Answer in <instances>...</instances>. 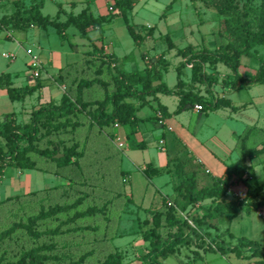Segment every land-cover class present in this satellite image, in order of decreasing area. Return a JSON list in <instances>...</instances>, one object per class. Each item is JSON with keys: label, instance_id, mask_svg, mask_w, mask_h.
<instances>
[{"label": "trees", "instance_id": "1", "mask_svg": "<svg viewBox=\"0 0 264 264\" xmlns=\"http://www.w3.org/2000/svg\"><path fill=\"white\" fill-rule=\"evenodd\" d=\"M113 1L115 15L123 19L126 30L134 41L141 40L140 30L151 33L148 27L129 24L126 18L127 12L132 10L137 0ZM228 1V17L224 19V24L232 38L226 40L224 37H215L218 46L214 50L186 47L177 50V55L187 58V62L192 64L191 82L194 84H210L212 78L203 71L204 66L208 64V67L213 68L222 64L235 77V81L230 82L233 90L243 86L264 85V56L258 59L253 77L242 78L238 74L241 58L249 57L256 47L264 45V0H260L258 10L252 13L253 17L245 10L248 4L239 10L233 0ZM43 2L44 0H30L28 17L14 23L17 29L15 31L25 32L31 27H51L58 37L65 39L67 28L74 27L81 38L89 39L90 31L99 30L113 17L96 18L81 12L77 16L68 15L66 21L61 22L59 15L55 19L43 16ZM218 9L223 10V7ZM18 14L16 12L14 18L17 19L20 16ZM84 56V61L73 63L59 73L58 82L64 85L67 92L64 91L57 103L50 102L33 108L25 123L17 122L13 115H7L0 124V179L6 167L21 171L52 168L55 175L65 179L60 186L0 201V225L3 222L8 225L0 233V245L10 241L14 244L12 253L18 254L16 260L0 261V264H133L126 262L123 254L112 243L115 237L121 236L117 234L122 218L120 214L129 212L130 205L134 203L131 195L124 190L126 173L120 169L121 153L111 143L113 137L107 128H114L115 124L134 128L138 122L144 121L137 113L147 103L146 98L155 99L156 94L178 96L180 101L175 113L192 103L211 111L231 104L224 98L207 101L198 94L168 89L161 81V70L167 68V62L162 58L140 72H124L114 65L113 56L104 53L102 48L93 47ZM107 75L113 84L112 89H109L110 85L105 80ZM177 78L179 79V71ZM237 81L243 85H235ZM180 84L184 86L178 82V87H181ZM0 89H5L10 100L16 102H22L31 92L28 87H13L8 73L0 75ZM95 89H100L102 97L91 101L88 94ZM136 101L142 104L136 105ZM89 107L96 108V111L89 113L90 121H72L75 116L88 111ZM156 112L161 113L162 118L166 115L162 106H157ZM154 118L158 123L157 116L152 119ZM78 128L80 129L76 132ZM251 131L252 128L236 138L238 161L227 166L223 176L213 179L210 186L198 188L195 174L190 173L182 178L170 201L163 198L158 209H140L150 216V219L138 218L135 221L141 239L148 242V248L142 255V264H163L161 260L178 246L188 244L189 236H185L183 229L190 230L197 237L200 246L213 249L212 244L206 242L205 234L195 231L187 220L179 219V213L186 211L189 206L209 201L214 205L212 210L194 218L195 221L191 219L195 228L207 225L211 220L224 215L223 210L229 208L230 205L225 202L217 201L229 189L232 191L235 184L243 183L246 188V212L251 207L264 208V198L261 197L264 183L252 186L248 176L243 177L244 173L252 170V165H247L246 162L264 153V145L260 149L248 146ZM75 132L78 136H83V141H73L69 145L63 134ZM142 146L131 145L132 149ZM165 169L148 165L142 173L146 178H155L163 174ZM24 202L37 206L38 211L28 215L26 222L8 224L6 210ZM168 202L171 203L170 206ZM239 213L235 209L229 218H234ZM44 223L57 225H50L49 229L46 227L47 229L42 230L41 224ZM16 233L25 234L36 243L35 247L18 251V243L14 238ZM238 242L239 246L248 251L246 256L256 257L258 264H264L263 246L245 239H239ZM228 251L237 252L238 256L241 254L235 246Z\"/></svg>", "mask_w": 264, "mask_h": 264}, {"label": "rangeland", "instance_id": "2", "mask_svg": "<svg viewBox=\"0 0 264 264\" xmlns=\"http://www.w3.org/2000/svg\"><path fill=\"white\" fill-rule=\"evenodd\" d=\"M86 5H89V8L92 10V12H95V14H98V9L103 8L105 11L107 9L106 3L103 0H84ZM143 1L140 3H137L135 5L134 10L137 12V14H133V17H130L129 20L132 23H142L146 24V26L153 27L150 34L145 33L144 37H149L150 35L152 37H171L172 41L177 45L178 48L185 47L189 44H192L194 41H197L196 39H200L201 37H224L226 40H230L232 36L229 31L227 30V26L224 24V19H226L228 16L227 8L228 0H139ZM137 0V2H139ZM57 3H60L59 0H51L46 1V5L42 10L43 16H46L50 19H55L53 16L56 13L57 9ZM260 0H233V4L236 5L239 10L243 8L244 5L248 4L246 7V11L249 13L250 17H253V12H256L258 10ZM171 4L169 7L168 5ZM223 7V10L221 11L218 9V7ZM30 7V0H0V75L3 73H14L18 72L19 74L27 73L23 66L22 58H24V53L19 52L17 54L16 60L13 58H6L5 56L9 53H14V46L13 42L10 40H13V38L16 37L22 38L19 34L14 23H17L20 19H27L28 17V8ZM70 12L69 10H67ZM79 10L73 11L74 14H76ZM18 12L20 15L17 19L14 18L15 13ZM112 23V28L107 31V29H104L103 26L99 29L101 31L98 32L99 34H102L103 31L104 37H112V40H117L119 37H122L124 40L122 44V48L125 51H133L131 48L134 45L133 40L128 35L127 31L124 29V27L121 26V23H118L121 21L119 18H114ZM44 29H39L33 33L35 37L32 38L34 41V38H36L37 41H39L40 46L36 45L35 41H28L27 45L32 47V50L35 53L46 51V52H53V51H59L63 54V59L71 56V50L77 49V46L72 47L71 44H73V38L69 34L65 37V39H61L58 37L55 33L48 34V32L43 31ZM67 38V39H66ZM8 39V40H6ZM216 39V38H215ZM66 40V41H65ZM69 40V41H68ZM166 45L165 41L162 40V42L159 43ZM26 46V45H25ZM41 48V49H40ZM66 53H68V56H66ZM172 53V52H171ZM6 54V55H5ZM140 53L137 49L134 50L132 57L133 60L130 62V64L135 66L133 68H141L142 60L139 58ZM264 56V45L258 46L253 51L252 55L249 57L245 56L243 57V63H248V65L252 62L256 63L258 62V59L260 57ZM11 62H10V61ZM72 61L74 59H71ZM167 61V60H165ZM168 62V61H167ZM252 65V64H251ZM223 70H227L225 66H222ZM127 68V66H126ZM129 68V67H128ZM210 70L215 71L217 66L215 67H208ZM131 70V69H130ZM139 70V69H138ZM222 70V71H223ZM43 71V70H42ZM173 71H169L165 79L168 82V84L175 81V75L172 73ZM243 72V73H242ZM110 73V71H109ZM213 76H215L217 73L213 72ZM42 74V72H41ZM238 74L242 78H251L249 73V66H244L242 68H239ZM20 76V75H19ZM20 78L25 79L23 76H20ZM41 78V77H40ZM232 79V78H231ZM229 79V82L231 81ZM235 77L231 82H234ZM29 81L24 83L29 84L31 87V92L26 96L24 100V105L30 107L31 103L37 102V97L39 95H44L47 92H50L51 90H56V87L52 82H46L44 83L43 87H36L35 84L37 82V79H33L32 77L28 79ZM105 80L109 83L110 87L109 89L113 88V84L110 83V77L109 75L105 76ZM223 81H227L226 77L218 72L217 76H215V79L212 84V88L215 90L214 97L221 93L223 84ZM228 82V83H229ZM107 83V84H108ZM235 85H243L239 81L236 82ZM207 85V83L205 84ZM231 85V83H229ZM13 86L18 87L22 86L17 81H14ZM108 86V85H107ZM188 89H195L193 86L187 87ZM62 92L66 91V89L62 88ZM200 91V90H199ZM237 93L230 94L227 96L226 99H230L233 102L230 104L229 107H224L227 109H219L216 114L211 112L207 115L206 112H202L199 116V120H197V116H185L184 119L189 122V129L192 131L194 129L195 123L199 126H203L204 132H202V141L206 144V147L208 149H211V151L214 152L215 156L217 158H220V160L227 162L228 164H232L235 160L238 158V152H235L233 148L230 147L233 145V142L235 144V139H230L229 137V130L225 126V123L229 125V129L231 128H247V130L251 131V135L248 139V146L250 148H258L264 145V85H251V86H243L236 89ZM67 92V91H66ZM201 92V91H200ZM217 94V95H216ZM89 100H95L100 99L102 97L100 89H95L91 91L89 94ZM215 97V98H216ZM217 99V98H216ZM219 99V98H218ZM225 99V98H224ZM132 101V100H130ZM164 102L171 101V98L167 97V100H163ZM242 103V104H239ZM136 105H141L142 102H135ZM146 104V103H145ZM165 104V103H164ZM169 105V104H168ZM241 105H243L241 107ZM145 109L140 112L139 117H141L144 121H151V117L148 115V113H151L152 110L149 106H143ZM149 107V108H148ZM22 109V104L17 102H11L7 92L5 90H0V114L11 115L13 112H19ZM96 111L95 107H89L88 111L82 112L80 115L75 116L72 121H82L83 123H87L89 120V113ZM153 112V111H152ZM207 115V116H206ZM2 116V115H1ZM15 116V115H14ZM211 118L213 119L212 122L207 120L204 122L205 118ZM226 117H229V121L226 120ZM1 118V117H0ZM17 118V117H16ZM25 116H21L22 122H24ZM2 120H0V123ZM210 125L212 126L213 131L208 130L207 127L204 125ZM151 124V123H150ZM217 124V126H216ZM263 127V128H262ZM87 129V126H85ZM206 128V129H205ZM80 128L76 130L79 131ZM108 132L112 133L114 132V129L112 127H108ZM237 129V130H238ZM195 130V129H194ZM235 130V129H233ZM86 131V130H85ZM118 131V130H117ZM236 131V130H235ZM244 131V133L246 132ZM71 133L67 134L64 133V139L73 143V141H78L81 143L83 141V136H78V133L76 134ZM196 134H198V131L195 130ZM215 133L216 137L213 138V140H216V143L212 144L210 141H207L204 137L206 134ZM243 134V133H242ZM159 135H155L154 139L156 140V147L153 149V147H150L147 149V152H142L141 154L135 155L136 162H139L141 160H146L147 157L149 159V162L151 164H158L155 161H152V156L161 158L167 155H170L169 152L163 153V151L158 147V137ZM167 136V135H166ZM198 136H201V134H198ZM56 139H59L58 136L55 137ZM162 139V138H160ZM232 140H234L232 142ZM220 141V142H219ZM223 144H222V143ZM2 143V141L0 142ZM136 145H139L136 143ZM224 145V146H223ZM168 147V144L166 145ZM235 146V145H234ZM164 147V145H163ZM169 148V147H168ZM184 148V147H183ZM232 150V151H231ZM169 151V149L167 150ZM143 158V159H142ZM190 159V157H188ZM194 163V167L196 166V169L198 171L197 175L198 178H205V179H211V175H207L206 170L204 167L196 160L191 158ZM124 169L128 171L129 173V179L130 183L127 185H124V190L132 189V197L134 199V202L141 201L145 194L149 192V190H155L154 186H147V180L145 177L139 172L144 170V168L139 167L136 168V165L129 159L124 157ZM191 161H188V163ZM192 162L190 165L193 164ZM148 164V163H147ZM161 168V167H157ZM245 175L243 177L247 178V173H244ZM213 176V175H212ZM208 179V180H209ZM62 183H64L63 178L56 176H53L49 173L39 172L35 170H25L20 171L17 173V170L11 167H8L0 179V200H5L6 198H13L17 196H21L22 194L35 192L39 190H43L44 188L52 187V186H60ZM240 186H235L233 190L228 194V196L223 200V203L226 202V204L230 205L229 208H226L223 210L224 215L221 218H224L225 216H228V218L220 220L219 223V229L218 230H226V232H229L230 234L227 235V238H223L226 243L231 242L232 245H235V247L238 248L240 256L237 255V252L228 251L224 257H221L220 255H217L216 250L212 249H206L205 246H201L200 248H196L192 244H182L178 246L166 259V264H178V255L182 257L183 253H189L191 255L196 256V260H191V262H194V264H206L205 261H208L207 264H248L250 260L256 259V257H250L246 256L248 254V251L246 248H242L239 246V242H237L240 239H245L246 241H253L256 242L258 245L264 247V208L262 209H256V208H250L249 212H246V200L245 198V192L246 188L243 185V183H239ZM249 184L254 186L255 181L249 180ZM169 188H165L164 191H167ZM128 191V190H127ZM235 195H238L236 197ZM261 197L264 198V190L261 193ZM159 198V194L157 193L155 196V199ZM148 199H144L145 201ZM207 203V202H206ZM155 205V203H152ZM211 208L210 210H207L206 208ZM212 207L214 205H211L210 202L207 204H204L202 206V209H204L205 213L212 210ZM235 209H238L240 214L233 219H229V215L235 211ZM198 210V209H195ZM8 211V221H6L8 224H12L14 222H21V221H27V217L30 214L36 213L38 211L37 206H32L29 204V202H24L19 204L18 206H13ZM196 215V214H195ZM197 216V217H196ZM190 216L193 221H195L194 218H198L199 216ZM232 218V217H231ZM128 219V218H127ZM220 218H218L219 220ZM214 221V220H213ZM195 223V222H194ZM216 223V222H214ZM126 224V222H125ZM124 224V225H125ZM56 226L57 224H41L40 229L45 230L46 227ZM205 227H211V224L208 223L207 225H204ZM201 226V227H204ZM8 225L1 223L0 225V233L4 232L5 229H7ZM206 235V233H205ZM226 235V234H225ZM15 240L18 244H16V249L18 251L21 250H29L33 247H35L36 243L32 241L31 239H28L25 234L23 233H16L15 234ZM123 241V240H121ZM120 240L118 242H121ZM116 243V242H115ZM225 243V244H226ZM12 242H5L4 244L0 245V261H14L18 258L17 253H12V250L14 249V244L12 245ZM224 244V245H225ZM227 246V245H225ZM240 248V249H239ZM195 250V252H193ZM242 251V252H241ZM205 253V254H203ZM203 254V257H202ZM65 259V258H64Z\"/></svg>", "mask_w": 264, "mask_h": 264}, {"label": "crops", "instance_id": "3", "mask_svg": "<svg viewBox=\"0 0 264 264\" xmlns=\"http://www.w3.org/2000/svg\"><path fill=\"white\" fill-rule=\"evenodd\" d=\"M46 1L47 0H44L43 2L41 13H42L43 8L46 5ZM48 1H51V0H48ZM59 1L60 3H57L58 7L53 17L56 18V16L59 15V21L61 22H65L68 15L77 16L81 12H86L87 14H91L92 16L96 18L100 16L110 17L112 15L113 17L111 18V20L108 23H105L102 25L103 28L104 29L108 28L107 31L109 32V30L113 29L112 28L113 27L112 23L114 21L113 19L119 18L121 21H119L118 23H121V26L124 27V29L126 30L123 19L115 15L116 14L115 10L113 12H110L107 10L105 11L103 8H99L98 14L96 15L95 12H92V10L89 8V5L84 6V4L86 3L84 0H59ZM103 1L106 3L107 9L109 8V6L113 7V4H114L113 0H103ZM141 2L143 1H139V2L136 1L132 10L127 12L126 18L129 24H135V25L142 26V27L143 26L148 27L152 31L153 27L146 26V24H142L139 22L132 23L129 20L130 17H133L134 13L137 14L134 8L137 3L141 4ZM170 5L171 4H169V7H171ZM67 10H69L70 12H68ZM76 10H79V11L76 14H74L73 11H76ZM37 30H38L37 27H31L25 32L16 33V34H19L22 38L16 37L15 39L14 37L13 40H10L13 42V46L15 48L14 50L15 54L9 53V55L14 56V60H16L17 54L19 52H23L25 57L22 58V61H23V66L26 71H27V63H28L26 49L28 48L32 49L31 46L27 45V42L33 41L32 38L35 37L33 33H35ZM43 31L48 32V34H52V33L56 34V31L51 27H47V29H44ZM98 32H99L98 30L90 31L88 33L89 39H85V38L80 37L79 32L74 27L67 28L65 34L66 36H68L69 34L72 36L74 42L73 44H71V46L72 47L77 46V49H74V50L72 49L70 51L72 53L71 56L66 58L65 60H62L63 54L60 53L59 51L46 52V51L41 50V52H38V55L42 61L43 71L41 74V78L37 79L35 86L36 87L38 86L41 88L44 86L43 85L44 83L46 84V82H52L54 86L56 87V90L53 89L50 92H47L46 94L44 93V95H39L37 97V102L31 103L30 107L24 105L25 99L22 102H17V103L22 104V109L18 113L13 112L11 114L13 115V118H15L17 122L23 121L21 120L22 115L25 116L23 123L27 122L33 108H36L41 104H46L50 102L57 103L62 97V94L64 93L61 91L62 88L64 89V85H60L58 82L59 73L62 70L67 69L68 66L72 65L73 63H81L82 61H84V59L86 58L84 54L86 52L93 50V47H96L97 49L102 48L104 50V53L112 55L114 58V65H116L119 70H122L124 72H136V71L140 72L144 70L145 68H150L152 64L158 61L160 58H162L163 60H167L168 61V62L166 61L167 68L165 70L163 69L161 70V74H162L161 81L163 82V84H165L168 89H173L174 91L198 94V96L204 98L207 101H210L211 99L216 97V96L214 97L215 90L212 88V84L218 72L224 75L226 77V80H228V82H229V79L232 78L231 79L232 81L234 78L233 73L226 66L225 67L227 68V70L225 71L222 69L223 68L222 66L224 65L217 64L216 65L217 68L215 69V71H212L208 68V64H206L203 68V71L206 72V74L210 75V77L212 78V84L211 83L207 85L203 83L194 84L191 82L192 64L191 63L189 64L187 62V58H182L181 56L177 55V50L183 49L186 47H193L196 50H199L200 48L205 47L208 50H214L218 46L215 37H210V38L201 37L200 39L199 38L196 39L197 41H194L192 44H189L185 47L178 48L177 45L172 41L171 37H152L151 35L149 37H144L145 33L147 32L145 30H140V34L142 36L140 37L141 40L134 41L133 38L128 34L134 43V45H132L133 47L131 48V50L133 51H125L122 48V44H121L125 41V39H123L122 37H119V39L113 41L112 37H104V33H105L104 31L102 34H99ZM0 40H4V39H0ZM162 40L165 41L166 45L159 44L160 42H162ZM34 41L36 45L40 46V43L39 41L36 40V38H34ZM135 49L139 51L140 53L139 58L142 60L141 68H137V69L133 68L135 66L133 65L132 67V65L130 64V62L134 58L132 57V55ZM66 56H68V53H66ZM71 59H74V60L72 61ZM242 61H243V57L241 58L240 68L244 66H247V67L249 66L250 77H253L256 73L257 64L252 62L248 65V63L245 64V62L243 63ZM169 71H173L172 73L175 75V79H174L175 81H173L170 84H168V82L165 79V76ZM178 71H179V79L177 78ZM213 72H216L217 74L213 76L212 75L214 74ZM8 74L10 75V81L12 83V86H13L14 81H17L20 84H22V86H18L16 88L28 87L29 89H31L29 84L23 85L24 83L29 81L28 80L29 78H31L30 75L28 74V71L27 73H24L23 75L19 74L17 71L14 73H8ZM19 75L23 76L25 79L20 78ZM178 82L183 83L184 86L180 84L181 87H178L177 85ZM228 82L227 81L222 82L223 87H222L221 93H219L218 95L216 94L217 99L218 98L226 99L228 95L237 93V91L233 90L232 86L229 85L230 82L229 83ZM157 83H154V85ZM189 86H193L195 87V89H192V88L188 89L187 87ZM0 90H5V89H0ZM5 92L7 91L5 90ZM167 97L171 98V101L166 103L163 100H167ZM227 100H229L230 103H232L233 105V102L230 99H227ZM179 101H180V98L176 95L156 94L155 99L153 97H148L146 98L147 103L144 106L147 105L152 108V110L150 111L151 113H148V115L151 118L156 117L158 114H161L159 112H156L157 106H162L165 109L166 115L165 117L163 116V121H164L163 125H159L158 123H156L155 118H154V119H151L150 122L149 121L148 122L147 121L138 122V124L134 128H130L129 126H118L116 128L114 127L113 128L114 132L111 133L113 137V140L111 143L121 153L120 169L121 171L126 173L125 174L126 188H127V185L130 183V179H129L128 171L124 169V163H125L123 160L124 157L129 158L134 163V165H136L137 169L139 167H142L145 169V167L148 165L154 168H157V167L166 168L165 169L166 171L163 174L155 178H146L144 174L142 173V171H139L147 180L146 184L149 187V189H150V186L152 187L154 186L155 188V190H149V192L145 194L144 198L141 201L134 202V199L132 197L133 195L132 189L131 190L127 189L128 191L126 190V193L129 196L131 195V198L133 199L134 204L130 205L129 212H127L128 214L127 213L120 214L122 218L120 217L121 221L118 224L117 234H121V236L115 237L112 241L114 246L118 248V251L121 254H123L126 262H132L133 264H142V255L145 252V250L148 248V242H144L141 239V236L139 234V229H137V224L135 225L136 223L135 221L138 218L141 220L144 218L150 219V216L148 215L147 212L145 213L143 211H140V209L142 210L143 209L151 210L155 208L158 209L161 206V202L163 198H166V200H169V201L172 198H174V195L176 193V187L179 185V183L182 181V178L185 175L194 173L198 188L208 187L212 184L213 179L221 178L226 171V167L231 165L230 163L228 164L227 162L220 160V158H217L214 152L211 151V149H208L206 147V144L202 141V137H203L202 132H204L202 131L203 126L201 127L197 125L198 123L197 124L195 123L194 129L198 131V134H201V136H198V134H196L194 129L190 131L189 126H188L189 122H187V120L184 119L185 116H197V120H199V116L202 112H206L207 115L209 113L211 114V112L216 114V112L219 109L213 110V111L203 109L200 112H196L193 108L196 103H192V104H187L181 110V112L175 113L179 105ZM11 102H16V101H11ZM239 104H242V103L239 102ZM242 106L243 105H241V107ZM144 109H145L144 107L141 108V110L137 113L138 117H139L140 112L143 111ZM221 109H227V108L222 107ZM6 116H4L3 114H0V117H1L0 120L4 122V119ZM139 118L141 119V117ZM229 119H230L229 117H226L227 121H229ZM207 120H209L210 122L213 121V119L206 117L204 122H206ZM205 126L207 127L208 130H211V131L214 130L212 129V126L210 125H205ZM225 126L229 130L228 134H229L230 139H235V144L233 142L234 140H232L233 145L230 148L232 149L234 147L233 150L237 152L236 151V138L242 133H244V131H246L248 127L245 128L244 130L243 127L240 129L238 128L229 129L228 127L229 125H227V123H225ZM233 129H235L236 131ZM155 135H159L157 136L159 141L162 140L164 143L163 149L159 147V143H158V147L163 151V153L169 152L170 155H167L161 158L152 156L151 158L152 161H155L158 163L154 165L151 164V162H149L148 157H147V161L144 159L139 162H136L137 160L135 158V155L141 154L144 151L147 152V149H149L150 147H153V149L157 148L156 140L154 139ZM215 137H216V134L213 132L210 134H206L204 138L207 141H210L212 145L216 143L217 139L213 140V138ZM118 143H122L123 147L118 149L116 147ZM136 143L142 144L143 146L141 148L132 149L131 145L132 144L135 145ZM167 144L169 148L166 146ZM257 147H258L257 149L261 148L259 145ZM168 149L169 151H167ZM188 157H190V159ZM192 157L194 160H196V162L199 161V163L206 170V173H208L207 175H211L210 176L211 179L208 178L209 179L208 180L205 178L204 179L198 178V175H197L198 171L196 169L197 165L194 167L193 160L191 159ZM238 159H239V156L237 160H235L233 163L238 161ZM188 161H191L193 164L190 165L191 162L188 163ZM246 164L252 165V170L246 172L249 178L248 180L250 181L254 180L255 185H260L264 183V153H262L261 155H259L258 157L250 161H247ZM7 168L8 167H6L4 171ZM16 170H17V173L21 171L18 169ZM22 171H25V170H22ZM35 171L49 173L53 176H56L57 178L61 177V176L55 175L52 168H48L47 170H35ZM63 181L65 182L64 178H63ZM235 186L239 187L240 184H235L231 189L233 190ZM52 187H56V186H52ZM52 187H48V188H52ZM48 188H44V189H48ZM165 188H169V189L167 191H164ZM157 193L159 194V198L155 199V196ZM228 194L229 192L217 202L223 203L222 201L225 200ZM146 197H148V199L145 201L144 199H146ZM153 202L155 203V205L152 204ZM206 202L208 203L209 201H205L204 203H199V204L189 206L186 211L180 213L179 219H182V220L187 219L191 221L190 216H196V215H198L199 217L203 216L206 213L204 209H202V206L204 204H207ZM195 209H198V210H195ZM239 214H237V216ZM221 217H223V215L218 217L220 218L219 220L218 218L214 219V221L211 220L209 222L211 224V227L195 228V226L193 225L192 228H194L195 231H197L200 234H205V233L209 234L210 236L205 235L206 242H208L209 244H212L213 246L212 250L218 251L217 255L224 257L225 254L228 252V249L232 248L235 245H232L233 243L231 244V242L226 243V241L223 240V238H227V235H229L230 233L226 232V230H218L220 227L218 222L222 219L228 218V216H225L224 218H221ZM229 219H233V218H229ZM183 231L185 232V236H189V244H192L195 247V250L196 248L201 247L200 243L197 242V237L190 230L183 229ZM119 240L120 241L123 240V241L118 242ZM224 244L227 246H225ZM195 250L193 252H195ZM203 254H202V257H203ZM168 256L161 260L163 264H166L165 261L168 258ZM181 256L182 257L178 255L177 257L178 264H194V262H191V260H196V256L191 255L189 253L184 252L183 255ZM258 261H259L258 258H256V259L250 260L248 264H258ZM205 263L207 264L208 261H205Z\"/></svg>", "mask_w": 264, "mask_h": 264}, {"label": "built area", "instance_id": "4", "mask_svg": "<svg viewBox=\"0 0 264 264\" xmlns=\"http://www.w3.org/2000/svg\"><path fill=\"white\" fill-rule=\"evenodd\" d=\"M108 11L113 12V7H112V6H109ZM26 55H27V57H28V63H27V66H28V74H29L30 77H32L33 79H40V77H41V72H42V70H43V65H42V61H41V59H40L38 53H35L31 48H28V49H26ZM5 57L8 58V59H9V58H13V56H10V55H9V57H8V55L5 56ZM193 108H194V110H195L196 112H200V111L203 110V107H202L200 104H195ZM157 118H158V124H159V125H163V124H164V121H163L162 116H161L160 114H158V115H157ZM114 127L116 128V127H118V125L115 124ZM158 143H159L160 148L163 149V145H164L163 141L160 140ZM116 147H117L118 149H120V148L123 147V144H122V143H118V144L116 145ZM228 192L230 193L231 190L229 189ZM235 196L238 197V195H235ZM170 205H171V203L168 202V206H170ZM179 214H180V213H179ZM185 219H186V218H185ZM186 220H187V219H186ZM187 222H188L191 226H193V224H192L191 221L187 220Z\"/></svg>", "mask_w": 264, "mask_h": 264}]
</instances>
